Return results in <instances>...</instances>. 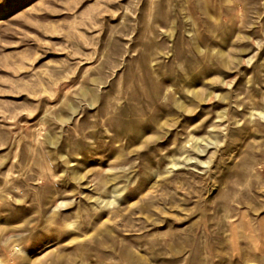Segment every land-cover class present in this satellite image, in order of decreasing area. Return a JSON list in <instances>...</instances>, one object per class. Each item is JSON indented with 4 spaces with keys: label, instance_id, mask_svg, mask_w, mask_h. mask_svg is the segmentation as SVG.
Returning a JSON list of instances; mask_svg holds the SVG:
<instances>
[{
    "label": "rangeland",
    "instance_id": "rangeland-1",
    "mask_svg": "<svg viewBox=\"0 0 264 264\" xmlns=\"http://www.w3.org/2000/svg\"><path fill=\"white\" fill-rule=\"evenodd\" d=\"M0 264H264V0H0Z\"/></svg>",
    "mask_w": 264,
    "mask_h": 264
}]
</instances>
